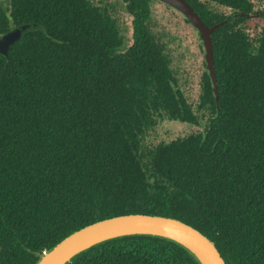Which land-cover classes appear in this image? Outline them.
I'll use <instances>...</instances> for the list:
<instances>
[{"label": "trees", "instance_id": "trees-1", "mask_svg": "<svg viewBox=\"0 0 264 264\" xmlns=\"http://www.w3.org/2000/svg\"><path fill=\"white\" fill-rule=\"evenodd\" d=\"M151 1L121 0L123 26L104 0H0V36L39 26L0 53V264H36L72 232L130 213L193 226L226 264H264V6L187 0L208 26L238 13L211 36L216 105L206 69L189 100ZM164 116L200 128L146 148ZM66 264L202 263L131 234Z\"/></svg>", "mask_w": 264, "mask_h": 264}, {"label": "water", "instance_id": "water-1", "mask_svg": "<svg viewBox=\"0 0 264 264\" xmlns=\"http://www.w3.org/2000/svg\"><path fill=\"white\" fill-rule=\"evenodd\" d=\"M180 12L197 30L204 54L205 68L212 82L215 102L218 105L217 77L213 59V31L232 22L238 13L208 26L187 0H159ZM247 17L260 14L240 12ZM39 27L35 23L21 24L0 36V53L6 54L10 45L28 31ZM131 234H151L172 239L192 252L202 264H226L215 244L193 226L162 215L130 213L105 218L88 224L59 241L50 250L44 252L36 264H66L79 252L114 237Z\"/></svg>", "mask_w": 264, "mask_h": 264}, {"label": "rangeland", "instance_id": "rangeland-1", "mask_svg": "<svg viewBox=\"0 0 264 264\" xmlns=\"http://www.w3.org/2000/svg\"><path fill=\"white\" fill-rule=\"evenodd\" d=\"M104 1L113 4L112 11L123 26L124 24L129 25L130 16L124 11L121 0ZM151 6L152 14L157 19V30L159 33H163L164 40L168 41L167 49L172 66L175 70L177 69V72H180L178 75L185 85L184 89L189 100L196 103L200 92V76L203 69H206L203 64L204 50L201 49L197 31L190 23L184 21L179 12L168 7L165 3L152 0ZM263 6L264 0H260L259 8ZM260 24L261 21L258 19L245 21L248 30L253 32H257ZM198 128L200 127L170 120L165 116L159 117L156 124L145 133L142 142L146 148H152L161 142H169L176 137L187 135Z\"/></svg>", "mask_w": 264, "mask_h": 264}]
</instances>
